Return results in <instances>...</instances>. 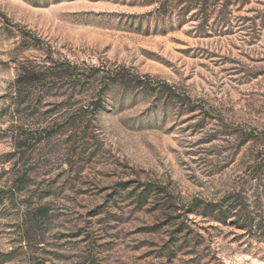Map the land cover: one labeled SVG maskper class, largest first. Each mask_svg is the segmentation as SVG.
<instances>
[{"label": "rangeland", "instance_id": "obj_1", "mask_svg": "<svg viewBox=\"0 0 264 264\" xmlns=\"http://www.w3.org/2000/svg\"><path fill=\"white\" fill-rule=\"evenodd\" d=\"M0 264H264V0H0Z\"/></svg>", "mask_w": 264, "mask_h": 264}, {"label": "trees", "instance_id": "obj_2", "mask_svg": "<svg viewBox=\"0 0 264 264\" xmlns=\"http://www.w3.org/2000/svg\"><path fill=\"white\" fill-rule=\"evenodd\" d=\"M177 4H179V2H177ZM22 77H24V78H27V77H29V80H31V81H29V82H34V83H41L42 81H44V83H45V78L43 79V77H39V76H37L36 74H34L33 72H24L23 74H22ZM31 78V79H30ZM99 98L97 97L94 101H92V98H91V100H89L90 102V104L91 105H95V108H94V111L96 112V111H98L99 110V103H100V101L98 100ZM79 110H81L80 108H78L77 110H75V111H73V113L72 114H75L77 111H79ZM72 114H70V115H72ZM69 117H71V116H69ZM140 197H141V195H140Z\"/></svg>", "mask_w": 264, "mask_h": 264}]
</instances>
